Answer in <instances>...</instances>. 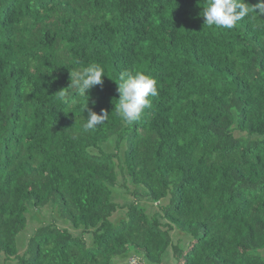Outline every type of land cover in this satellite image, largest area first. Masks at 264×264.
I'll return each mask as SVG.
<instances>
[{
    "label": "trees",
    "instance_id": "1",
    "mask_svg": "<svg viewBox=\"0 0 264 264\" xmlns=\"http://www.w3.org/2000/svg\"><path fill=\"white\" fill-rule=\"evenodd\" d=\"M206 6L0 0V264H264V14ZM91 64L103 84L61 98ZM125 70L158 88L132 123Z\"/></svg>",
    "mask_w": 264,
    "mask_h": 264
},
{
    "label": "clouds",
    "instance_id": "2",
    "mask_svg": "<svg viewBox=\"0 0 264 264\" xmlns=\"http://www.w3.org/2000/svg\"><path fill=\"white\" fill-rule=\"evenodd\" d=\"M251 13L258 16L264 14V0H260L251 7L244 0H207V6L203 8L202 16L204 24L210 27L232 29ZM104 76H106L104 69L99 64L76 68L71 72L68 88L61 91L60 96L65 98L79 95L88 98V91L93 86L102 85ZM118 80L119 98L115 105V111L124 122L132 123L141 117L145 109L151 107L150 97L158 95L157 81L142 72L133 73L127 70L119 74ZM108 114L104 110H101L100 114H96L89 109L87 118L82 124V131L89 132L104 124L108 119Z\"/></svg>",
    "mask_w": 264,
    "mask_h": 264
},
{
    "label": "rangeland",
    "instance_id": "3",
    "mask_svg": "<svg viewBox=\"0 0 264 264\" xmlns=\"http://www.w3.org/2000/svg\"><path fill=\"white\" fill-rule=\"evenodd\" d=\"M111 146H112V145H111ZM107 149H108V150H111V147H110V146H107ZM112 149H113V146H112Z\"/></svg>",
    "mask_w": 264,
    "mask_h": 264
},
{
    "label": "built area",
    "instance_id": "4",
    "mask_svg": "<svg viewBox=\"0 0 264 264\" xmlns=\"http://www.w3.org/2000/svg\"><path fill=\"white\" fill-rule=\"evenodd\" d=\"M132 263L134 264L135 262H134V261H132Z\"/></svg>",
    "mask_w": 264,
    "mask_h": 264
}]
</instances>
